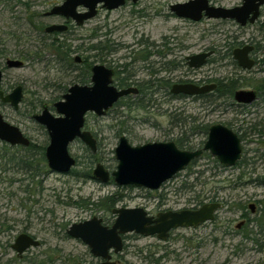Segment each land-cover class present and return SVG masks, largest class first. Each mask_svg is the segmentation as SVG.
<instances>
[{"label":"rangeland","instance_id":"1","mask_svg":"<svg viewBox=\"0 0 264 264\" xmlns=\"http://www.w3.org/2000/svg\"><path fill=\"white\" fill-rule=\"evenodd\" d=\"M63 1L0 0V68L3 70L0 91L10 93L18 85L23 88V99L18 110L14 111L9 105L0 102V114L5 122L18 127L36 145L34 149L26 151L0 141V264H74V259L79 258L90 261L88 248L81 241L69 238L67 229L74 223L94 216L110 224L114 220L112 214L91 210L87 204L88 201L96 202L98 198L116 193L120 187H116L112 181L101 184L84 177L83 173L92 172L97 164H102L109 174L116 169L114 148L120 136L116 133L119 115L115 112L108 117H97L92 113L86 115L83 130L96 140V152L92 153L78 139L69 144L68 152L78 163V166L71 169L77 172L76 176L70 172L58 174L48 170L42 155V148L48 145V136L44 128L32 119V115L40 113L42 106L52 108V104L60 101L69 87L78 84L73 81L74 73H68L60 65L53 63L49 53L38 46L36 31L28 23V17L32 13L40 15L38 21L45 27L60 23L57 17L45 14ZM186 1L188 0H139L136 4L127 3L117 10H99L83 26L75 27L72 24L73 29L60 39H65L72 47L78 44L88 47L96 42L110 45L114 51L108 57H100L103 61L96 59L95 64L106 65L107 60L118 65L129 62L130 59L126 58L132 56L137 59L138 53L148 45L149 52L156 49L164 52L169 49L166 62L175 60L180 63L179 69L166 75L168 79L195 80L199 75L205 78L237 76L228 59L208 64L202 69L203 74L199 75L187 73L184 59L200 54L212 46L216 48L218 53L215 57L219 59L228 52L223 45L226 38L232 35H240V41L244 42L253 36L259 38L258 30L264 22V9L256 24L239 30L232 21L202 19L194 23L175 17L169 10L170 6ZM209 1L216 7L231 8L241 0ZM17 2L27 3L28 8ZM163 43L166 45L163 46ZM81 52L72 57H80ZM21 56H26V60H22ZM255 57L257 61L264 59V53L258 51ZM7 59L20 60L24 65L19 69H6ZM157 60L158 57H150L145 65L141 61L135 62L130 68L133 79L147 80L149 67ZM260 70L256 65L250 74L242 72L241 76L256 85L264 77ZM206 108L209 110L213 106L202 107L191 100L173 99L167 105L162 104L160 109L150 106L146 110H134L128 119L132 135L125 137L132 146L166 142L169 138L166 133L169 123L164 110L170 109V112L179 117L184 114H199L201 110L206 111ZM249 109L251 112L258 109L264 113L261 101H257ZM51 112L54 113L53 110ZM200 140L198 138L194 142ZM261 147L252 143L246 145L245 150L251 153L258 149L261 153ZM21 158L29 160L30 164H22ZM202 162H198L192 171L205 169L201 167L205 164ZM210 167L211 165L201 176H189V171L183 170L158 191L147 192L136 188L122 190L124 197L115 208L141 207L153 215L160 210H181L188 207L197 195L203 200L219 198L223 200L224 206L216 223H208L196 229H177L167 241L127 235L120 264H264V226L260 230L251 223L237 229L236 226L240 223L239 212L234 210V204L241 203L245 205L249 218L256 221L262 218L264 185H259L256 180L264 182V160L258 158L255 163L250 164L246 170V173H251L250 178L240 180L237 179L238 169L223 171ZM185 182L192 184V191L178 189ZM162 195L163 198L160 197ZM248 204H256L253 213ZM8 226L11 229L8 230ZM25 228H29L42 244L19 259L11 245ZM249 231L250 239H244L242 234ZM230 232L235 233L227 234ZM155 259L158 261L154 262Z\"/></svg>","mask_w":264,"mask_h":264},{"label":"water","instance_id":"2","mask_svg":"<svg viewBox=\"0 0 264 264\" xmlns=\"http://www.w3.org/2000/svg\"><path fill=\"white\" fill-rule=\"evenodd\" d=\"M139 0H64L53 6L45 15L71 20L76 27L83 26L94 18L98 10H117L126 3L135 4ZM264 0H242L239 6L224 8L210 5L208 0H188L170 6V12L177 18L190 22H200L202 19L233 21L240 27L253 24L259 17V9ZM84 9L79 12L78 9ZM68 29L65 24H50L44 28L46 34L64 33ZM251 47L235 49L233 60L242 70H250L253 61L249 58ZM211 52H203L186 57L189 68L198 69L203 66ZM80 63L79 56L74 58ZM24 63L17 59H7L6 69H19ZM113 71L102 64H94L90 70L89 85L74 84L67 89L60 101L52 104L54 113L48 106H42L39 114L32 119L42 126L48 136V145L44 149V159L49 171L58 174H68L75 167L76 160L70 156L68 146L78 139L92 152H96V140L84 131L85 117L94 114L103 117L106 112L121 98L136 95L137 89L129 87L118 89L113 85ZM3 70L0 68V84ZM214 86L198 87L190 83L173 84L170 93L173 95L195 96L206 94ZM253 91H237L234 100L237 103L248 104L254 101ZM23 99V88L15 86L10 93L3 95L0 91V102L9 105L17 111ZM0 141L10 146L28 147L29 140L20 129L4 121L0 114ZM202 151H208L217 158L224 167H231L241 157L240 140L230 130L220 125L210 127L207 141L202 150L185 151L179 149L173 142H153L132 146L124 136L118 139L114 148L116 169L110 174L102 164H97L92 170V179L101 184L110 181L116 187H133L150 192L158 191L175 175L185 170ZM219 203L203 204L197 209H181L149 215L141 207H119L112 210L114 221L111 226L102 225V219L92 217L89 220L74 223L66 231L69 238L81 241L89 253L102 260L100 264H115L111 262V254L122 251V236L134 234L142 237H155L166 241L169 233L176 229H196L211 222ZM39 242L31 237L20 234L16 237L12 249L20 257L30 247H38Z\"/></svg>","mask_w":264,"mask_h":264},{"label":"flooded vegetation","instance_id":"3","mask_svg":"<svg viewBox=\"0 0 264 264\" xmlns=\"http://www.w3.org/2000/svg\"><path fill=\"white\" fill-rule=\"evenodd\" d=\"M209 3H210V5H212L210 1H209ZM241 3H242V0L236 6H239ZM233 7H235V6H233ZM263 9H264V5H262L260 7L259 17L255 21V23L247 24L244 27H240L235 23L240 28L239 30L246 29L248 27H252L254 24H256L259 21V19L261 18V14H262ZM100 10H103V9H100ZM78 11L84 12V9L79 8ZM57 18H58V21L60 22L58 24L62 23V24L67 25V27H68V29L66 31L67 33H69V31L71 29H73L72 24H74V23L71 20L67 21V20H64V19L59 18V17H57ZM185 21H188V20H185ZM188 22H190V21H188ZM258 31L260 32L259 38H257V36H253L246 42L240 41V39H239L240 35L239 36H237V35L229 36V42L232 45L229 63L234 68V71L237 72L236 73L237 76H233V77L205 78L204 76L199 75L200 73L203 72L202 69L204 67H206L208 64H213V63H216V61L220 60V58L218 59L215 57V55L218 52L214 46L208 47L204 51L201 52V53L211 52V55H210V57H208L206 59L205 64L198 69L189 68L186 64V57H185L184 66L187 69V73L189 72L191 74L194 73V74L199 75L198 78L195 80H189V79L172 80V79L167 78L166 75H168L169 71L167 70V67L163 70L161 68L162 67L161 64L163 62H166L165 59L170 54L169 49H166L162 54H158L155 52L154 55H152V57H158V60L155 61L154 63H152V65H151L152 69L154 71L153 78L154 79L156 78V79L169 80V82L171 83L169 88L163 89V88L159 87L158 89L155 90V94H154V96L152 98V102H151L153 104L152 108L157 107L160 109L162 104L167 105V104L171 103V101L173 99L174 100H184V101L185 100H191V101H194V102L201 104L202 107L210 106V105L213 106L212 109L208 110L206 108V111L201 110V112H198L199 114H184L183 116H179V117H177V119L178 118H180V119L177 120L176 122L172 121V116H174V114L172 112H170V109L164 110L163 113H164V115L167 114L166 116L168 118V123H169V128L166 130V133L169 135V138H168V141H166V142H173V139L175 138V136L178 133H180L183 135V138H184V141L186 144V145H184L185 151L194 152V151L202 150L206 141H207L209 129H210V127H212L214 125H220L222 127H225L226 129H228L232 133H234L237 136V138L240 140L241 157L235 163V165H233L231 167L222 166L219 163V161L217 160V158L210 155V153L208 151H202L201 155L198 158L194 159V161H192V162H197V163L203 161L202 163H205V165L202 166L205 169H202L200 171L201 174H198L200 176L206 170H209V165H211L210 168L214 169V170L225 171V170L238 169L237 179H239V180L242 178H250L251 173H246L248 166L252 163H255V160H257L258 158L260 160H264V158L258 156L259 154H257V152H255L256 149L253 150V152H251V153H248L245 150L246 145H250L252 143H256V144L261 145L263 143V141L258 139L257 135H253L250 133V130H248V127H250V124L253 122H258V121L264 122V113L261 110L256 109V110H253L251 112V110L249 109V107L251 105L255 104L257 101H261L262 106H264V98H263V96H261L264 93V90H259V89H257V87L255 88L254 87L255 84L250 82V79L241 76L242 72L250 74L251 69L254 68L256 65H258L259 69H261L260 72L264 73V59L257 61V59L255 57V54L258 51H261L262 53H264V22L261 23V26H260ZM64 33H53V34H59L62 36ZM246 46L252 48L251 52L249 53V58L253 61V66L250 70H242L240 67H238L237 63L233 60V57H232V53L235 49H242ZM110 54L111 53H108L105 57H108ZM80 59H81V57H80ZM105 63L107 66H110L109 69H111L113 71V77H112V81H113V78L118 74V71H119L118 64L114 63V61L112 63H109L108 60L105 61ZM231 80H238L240 83V87L237 88L233 92V95L230 98V96L223 94L222 92L225 90L224 86L227 85ZM262 81H264V77L261 78L260 83H262ZM185 83H190V84H193V85L198 86V87L213 85L214 88H213V90L209 91L206 94L195 95V96H184V95H180V94L179 95H173L170 93V89H171V86L173 84H185ZM129 87H135L138 91L137 94L136 95H127V96L123 97L125 99L124 101H121V99H123V98L119 99L112 106V108L109 109L106 112V114L103 116V117H108L113 112H115L117 114V116L119 115V121H118V125L116 128V133L120 135L119 138L121 136L125 137V135L129 137L130 135H132V131H133L132 126H131V124H129L128 119H130L131 113L137 109L127 108L126 104L129 103L130 101H132V99L134 97L139 95V90H138L136 83H132L131 86H129ZM129 87H125V88H129ZM118 89H124V88H118ZM164 90H166V91H164ZM242 90L243 91H253L256 95L255 100L252 101L251 103H248V104L237 103L234 100V95L237 91H242ZM6 94L7 93L3 92V95H6ZM4 105H7V104H4ZM50 109H52V108H50ZM33 116L34 115H32V117ZM252 116H254V118H252ZM257 117H260V118L258 119ZM250 118L252 120H250ZM177 122H179L180 124ZM40 127H42V126H40ZM191 127H195V131H194L195 133H191V131H190ZM25 137L29 140V146L28 147H22V146L17 145L16 147L31 148L32 149V147H34L32 140L30 138H28L27 136H25ZM198 138H200L201 140L198 142H194ZM35 147H36V145H35ZM243 159L245 160V162L239 166V162ZM192 202L193 203L190 206L185 207L183 209H197L200 206H202L203 204H207V203H219L220 204V207L214 213L213 220L211 222H208L211 224L216 223V220L218 219L220 210L224 206L223 200H221L219 198H208L206 200L201 199L202 203L200 205L198 202L197 203H195L194 201H192ZM244 208H245V205H243L241 203L234 204V210H237L236 212H239L238 219H240V223L236 226L237 229H241L242 225H248V224L250 225L251 223H253V220L251 218H249L247 211ZM248 208H249L250 212L253 213L255 208H256V204H248ZM242 209H244V210L242 211ZM166 211H177V210L166 209V210H160L157 213H155L154 215L150 214V213H148V214L155 216L158 213L166 212ZM112 223L110 224L107 222H103V220H102V225H104V226L109 227L112 225ZM208 223H205V224H208ZM205 224H203V225H205ZM203 225H201V226H203ZM9 229H11V228L8 226V230ZM28 229L29 228H25V229L21 230L18 235L25 234V235L31 237L33 240H36L39 242V246L38 247H30V248L26 249L20 257H18L16 254V256L19 259L25 257V255L31 249L39 248L42 244L41 241L33 233H31ZM174 231L175 230H172L169 233V236ZM233 233H235V232H233ZM233 233L230 232L227 234H233ZM127 235H130V234H127ZM127 235L122 236V241H123L122 250L124 248V239L127 237ZM16 237H15V239H16ZM15 239H14V241H15ZM13 244H14V242H13ZM12 245H11V248H12ZM88 252H89V250H88ZM89 255L91 257L90 261H85V260L79 258L76 262H74V264H100L102 262L101 259L93 257L90 253H89ZM121 259H122V251L118 254H111V262H114L115 264H120Z\"/></svg>","mask_w":264,"mask_h":264},{"label":"trees","instance_id":"4","mask_svg":"<svg viewBox=\"0 0 264 264\" xmlns=\"http://www.w3.org/2000/svg\"><path fill=\"white\" fill-rule=\"evenodd\" d=\"M19 1V0H18ZM20 3L22 6L27 7L28 4L27 3H23V2H17ZM28 8V7H27ZM40 17V15H38L37 13H32L29 17H28V23L29 25L33 28V30L36 31V36H37V41L39 42L40 47H42V49H44L45 51H47L49 53V55L52 57L51 61L57 65H60L64 70H66L68 73H74L75 76L73 77V81L77 82L79 85H86L87 83L90 82V70L91 67L95 64L96 59H99L101 61H103V59H100V57L106 56L108 53H111L112 51H114L112 49V47L108 44H101V42H96L95 44L89 45L88 47H84L82 44H78L74 47H72L70 44L66 43L65 39H60V37H64V35L68 34L67 32H65L62 36L59 34H45L44 32V28L45 25L41 22L38 21V18ZM165 40V39H164ZM166 43V42H165ZM163 43V46H165L166 44ZM223 47H225L228 52L225 53L224 55L221 56L220 60L222 59H228L230 60V56H231V49H232V45L229 42V37L226 38V42L223 45ZM149 47L148 45L145 46V49L141 50L138 53V58L135 59L132 56H129L126 59H130L129 62H125L123 64L118 65L119 71L118 74L113 78V85L118 87V88H125V87H129L131 86L132 83H136L138 90H139V95L134 97L132 99V101H130L129 103L126 104L127 108H134L137 110L143 109L146 110L148 107L152 106L153 104L152 102V98L155 94V90L158 89L159 87L165 89V88H169L170 87V82L169 80H165V79H154L153 78V74L154 71L152 69V66L149 67V77L147 80H134L133 79V74L130 71V68L134 65L135 62L137 61H141L142 63H148V59L150 57H152V55H154V53H158V54H162L163 52H161L160 50H150V52L148 51ZM38 52V50H36ZM82 51V52H81ZM80 53V57H81V62L80 63H76L74 61V58L72 57V55ZM83 53V54H82ZM131 54V52H130ZM22 60H26V56H21ZM151 65V64H150ZM162 69L164 70L167 67V70L169 72L177 70L180 68V63H176L175 60L174 61H170V62H163L162 64ZM169 65H171V67H169ZM106 67L110 68V66L105 65ZM240 87V83L238 80H231L227 85L224 86L225 90L222 92L223 94H226L228 96H230V98L233 95V92ZM255 88L257 87V89L259 90H264V81H262V83H258L254 86ZM259 87V88H258ZM166 91V90H164ZM264 98V93L261 95ZM125 99H121V101H124ZM32 106H34L33 104H31ZM180 118L177 119V116H172V121L176 122L177 120H179ZM179 123V122H177ZM180 124V123H179ZM248 130H250V133L253 135H257L258 139L263 141V143L260 145L262 146L261 148L263 149V151H261V153L259 152L258 149L255 150V152H257V154H259L258 156L264 158V122L263 121H258V122H253L250 124V127H248ZM191 133H195V127H191L190 128ZM173 142L175 143V145L181 149L184 150L185 147V141L183 138V135L178 133L175 138L173 139ZM35 147V146H34ZM34 147H32V149H34ZM23 150L29 151L31 150V148H22ZM45 148H42V151ZM42 155L44 156V153H42ZM25 158H21L20 162L24 165H29V160H24ZM23 161V162H22ZM245 160H241L239 162V166L242 165V163H244ZM76 166H78V163L76 162L75 164ZM198 165L197 162H192L185 170H188L189 173L188 175L190 176L191 174H201L200 171L197 172H193L192 168ZM205 164H202V166H204ZM201 166V167H202ZM70 174L73 175H77V172L75 170H71ZM84 177H87L89 179H92V172L91 171H87L85 173H83ZM197 179V176L196 178ZM259 185H264V182H259L258 180H256ZM110 183H112L110 181ZM188 183V182H187ZM186 182L185 184H183L182 186H180V188L178 189H188L189 191H192V184L188 185ZM163 187V186H162ZM135 188L133 187H120L119 191H117L114 194H111L110 196H106L104 198H98L96 202H91L88 201V206L90 207L91 210H100L103 211L104 213H108V214H112V210L115 208V206L120 203L123 199V194H122V190H133ZM148 192V191H147ZM163 198V195L160 196ZM192 201H194L195 203H199V205L202 203L201 202V198L200 196H196L192 199ZM77 205V204H76ZM262 218L258 221L253 220V224L255 225V227H258L260 230L263 228L264 226V208L262 209ZM103 222H107L105 220H103ZM108 223V222H107ZM243 238L244 239H250V235H251V231H249L248 233H243ZM66 236V235H65ZM67 237V236H66ZM77 260L74 259L73 263L76 262ZM154 262L158 261V260H153Z\"/></svg>","mask_w":264,"mask_h":264}]
</instances>
